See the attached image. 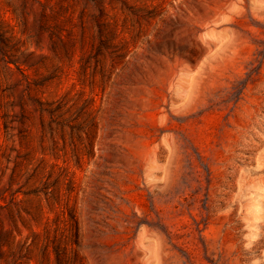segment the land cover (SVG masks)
Masks as SVG:
<instances>
[{"label": "rangeland", "instance_id": "1", "mask_svg": "<svg viewBox=\"0 0 264 264\" xmlns=\"http://www.w3.org/2000/svg\"><path fill=\"white\" fill-rule=\"evenodd\" d=\"M23 69L52 113H22ZM15 164L73 263L264 264V0H0Z\"/></svg>", "mask_w": 264, "mask_h": 264}, {"label": "trees", "instance_id": "2", "mask_svg": "<svg viewBox=\"0 0 264 264\" xmlns=\"http://www.w3.org/2000/svg\"><path fill=\"white\" fill-rule=\"evenodd\" d=\"M27 61L21 64L31 66ZM21 74L26 81L25 92L18 100L22 113L26 106H32L40 115L52 113L53 103L42 102L37 96L42 92L43 80L49 77L36 73L33 79L24 69ZM34 173V169L25 171L15 164L6 182L2 183L5 173L0 174V264H76L71 261L72 242L67 222L63 218L55 221L51 218L52 198L48 186L44 184L40 188L31 182ZM41 192L45 195L44 201ZM74 229L76 239V225Z\"/></svg>", "mask_w": 264, "mask_h": 264}]
</instances>
